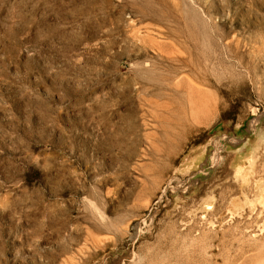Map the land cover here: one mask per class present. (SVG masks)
<instances>
[{
  "label": "rangeland",
  "instance_id": "374dc122",
  "mask_svg": "<svg viewBox=\"0 0 264 264\" xmlns=\"http://www.w3.org/2000/svg\"><path fill=\"white\" fill-rule=\"evenodd\" d=\"M0 264H264V0H0Z\"/></svg>",
  "mask_w": 264,
  "mask_h": 264
},
{
  "label": "bare ground",
  "instance_id": "6f19581e",
  "mask_svg": "<svg viewBox=\"0 0 264 264\" xmlns=\"http://www.w3.org/2000/svg\"><path fill=\"white\" fill-rule=\"evenodd\" d=\"M182 49L185 51V52H187V55L188 54H190V55H193V57H194V62L192 63V61H190L189 59H188V57L187 56H183V57H181V58H179V61L182 63V64H184V65H189V66H192V68H194V69H196L197 68V63H196V61L198 60V57H199V55H198V53H197V47H196V44L193 42L192 43V47H191V50L190 51H188V48H187V46L186 45H183L182 46ZM137 51H138V49H137ZM196 59V60H195Z\"/></svg>",
  "mask_w": 264,
  "mask_h": 264
}]
</instances>
